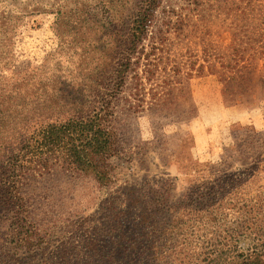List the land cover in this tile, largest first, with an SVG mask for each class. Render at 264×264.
Masks as SVG:
<instances>
[{"label":"rangeland","instance_id":"obj_1","mask_svg":"<svg viewBox=\"0 0 264 264\" xmlns=\"http://www.w3.org/2000/svg\"><path fill=\"white\" fill-rule=\"evenodd\" d=\"M26 1L0 0V18L2 13L16 15ZM39 1L46 10L62 5V13L17 21L15 51L21 67L49 59L58 75L66 76L65 88L74 90L83 76L99 73L102 59L119 58L117 34L135 3ZM192 2L163 1L151 36L142 44L144 53L140 59L133 56L135 69L127 72L124 86L117 84L115 67L108 71L103 86L113 92L108 119L114 134L112 181L104 186L60 169L27 178L22 195L29 220L45 232L34 236L33 244L21 246L10 229L12 214L0 206L3 264H35L40 259L36 254L64 247L70 264H102L85 240H95L101 252L102 219L122 210L129 213L122 219L127 230L136 232L142 205L133 201L132 191L144 189L138 194L144 207L154 208L162 195L178 203L208 181L258 164L264 168V101L232 98L223 93L219 76L209 69L199 71L207 56L229 75L222 64L235 59L239 50L238 57L247 60L240 68L246 66L243 70L254 78L264 77V0ZM259 177L249 187L253 194L264 186V169Z\"/></svg>","mask_w":264,"mask_h":264},{"label":"trees","instance_id":"obj_2","mask_svg":"<svg viewBox=\"0 0 264 264\" xmlns=\"http://www.w3.org/2000/svg\"><path fill=\"white\" fill-rule=\"evenodd\" d=\"M163 1L125 0L135 3V7L125 13V25L117 34L121 40L119 58L110 60L105 56L96 70L99 73L83 76L74 90L65 88L66 76L58 75L49 59L21 67L15 51L18 20L41 13L61 14L62 5H55V11L46 10L39 0H27L16 15L2 13L0 206L12 214L10 229L21 246L33 244V237L45 232L29 220L22 195L27 178L60 169L92 177L104 186L112 181L109 158L114 134L108 119L113 92H106L103 84L108 71L115 67L117 84L124 86L127 72L135 69L133 56L140 59L144 53L142 44L151 36ZM200 1L204 0L192 3L198 6ZM112 2L102 0V5ZM238 56L239 50L235 59L222 64L230 70L229 75L220 72L207 56L199 71L209 69L219 76L223 93L230 92L232 98L247 96L250 103L264 101V77H252L251 72L243 70L246 66L241 69L240 64L247 60ZM263 169L258 164L213 179L195 187L178 203L162 195L158 200L161 203L154 208L144 207V198L138 195L144 189L132 191L133 201L142 205L136 232H129L122 220L128 212L106 213L102 219V251L90 237L85 245L91 255L102 258V264H264V186L255 194L249 191ZM36 256L40 259L35 264H70L71 255L64 247Z\"/></svg>","mask_w":264,"mask_h":264}]
</instances>
